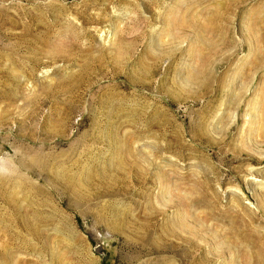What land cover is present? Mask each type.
Returning <instances> with one entry per match:
<instances>
[{"label":"rangeland","instance_id":"obj_1","mask_svg":"<svg viewBox=\"0 0 264 264\" xmlns=\"http://www.w3.org/2000/svg\"><path fill=\"white\" fill-rule=\"evenodd\" d=\"M0 264H264V0H0Z\"/></svg>","mask_w":264,"mask_h":264},{"label":"bare ground","instance_id":"obj_2","mask_svg":"<svg viewBox=\"0 0 264 264\" xmlns=\"http://www.w3.org/2000/svg\"><path fill=\"white\" fill-rule=\"evenodd\" d=\"M263 7V6H262ZM189 9V8H188ZM178 11V10H177ZM185 11H187V10H185ZM255 11V10H254ZM259 11V10H258ZM262 12V11H261ZM185 13V12H184ZM174 14V13H173ZM185 15V14H184ZM256 15V14H255ZM261 18H262V16H260ZM255 18V17H254ZM180 19V18H179ZM182 21V20H181ZM180 21V22H181ZM253 21H255V20H253ZM258 21V20H257ZM185 23V22H184ZM187 23H189V22H187ZM173 24V23H172ZM193 24V23H192ZM254 25H255V23H254ZM255 27V26H254ZM260 27V26H259ZM211 28V27H210ZM260 29V28H259ZM252 63V62H251ZM113 102V101H112ZM103 103V102H102ZM116 105V104H115ZM121 106V105H120ZM106 115V114H105ZM108 115H110V114H108ZM112 117V116H111ZM108 120V119H107ZM113 120V119H112ZM104 124V123H103ZM112 126H114V125H112ZM115 127V126H114ZM107 131V130H106ZM113 131H115V128L112 130V132H111V134L109 135V141L112 143V144H115V143H117V142H119L120 141V139L113 133ZM109 132V131H108ZM134 137V136H133ZM128 138H129V136H128ZM125 140V142H124V144H125V146H127V148L129 147V145H130V140H128V139H124ZM123 143V142H122ZM116 148V147H115ZM127 154V153H126ZM66 175V174H65ZM67 180V183H66V188L68 189V190H70V192L71 191H74V190H77L78 189V187L76 186V182H75V180H73V178H71L70 176H69V178H66ZM74 195V194H73ZM27 223V222H26Z\"/></svg>","mask_w":264,"mask_h":264}]
</instances>
